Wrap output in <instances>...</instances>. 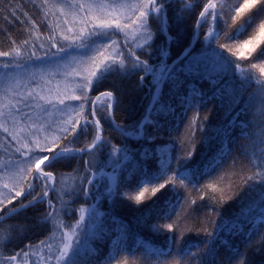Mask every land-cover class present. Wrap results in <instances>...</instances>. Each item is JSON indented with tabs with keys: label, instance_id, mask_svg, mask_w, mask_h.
<instances>
[{
	"label": "trees",
	"instance_id": "obj_1",
	"mask_svg": "<svg viewBox=\"0 0 264 264\" xmlns=\"http://www.w3.org/2000/svg\"><path fill=\"white\" fill-rule=\"evenodd\" d=\"M208 3L209 0H163V19L153 14L146 21L147 27L140 24L142 33L131 43L124 41L121 31L107 29L117 43L119 58L107 61L103 57L98 64L105 60L107 63L99 70L93 68L97 62H88L92 65L89 73L96 71L98 79L87 75L93 84L84 92L93 100L97 96L104 98L101 93L111 92L108 103L115 100L112 122L109 110L103 114L101 109L95 116L100 121L103 143L87 154L69 153L53 161L54 166L47 170L53 171L55 180L45 202L0 223V254L9 255L26 245H36L26 249L31 254L28 264H33V260L42 264L44 245L71 232L67 251L72 264H237L238 252L246 254L248 264H264V75L258 68H251L252 63H264V58L239 59L240 45L259 31L264 7L258 6L236 19L237 8L244 0H213L219 15L214 21L209 17L207 23L201 19L195 41L200 13ZM77 4V0H50L47 4L44 0H0V51L19 47L21 57L15 62L30 72H38L44 65L34 57L29 60V56L33 51L41 57L49 49L55 52L50 36H55L59 46L67 28L73 29L69 35H75L82 27L87 33L97 25ZM139 6L134 7L135 11ZM13 11L15 16L11 15ZM245 20L248 24L240 27ZM133 25L130 23L128 28ZM24 40L29 43L24 44ZM193 43L191 56H203L210 67L220 68V74L212 78L221 79L229 91L217 96L219 86L214 88L203 78V72L193 76L173 69L178 79L165 82L157 94L151 84L154 72L134 66L139 56L158 70L159 65L165 61L169 65ZM161 49L166 57L161 56ZM10 61L12 57H0V65ZM186 63L188 60L182 59L177 68ZM237 63L243 72L235 69ZM8 71L22 73L20 91L28 88L43 94L53 90L51 75L28 82L22 69ZM81 77L75 78L78 95ZM180 81L183 83L178 88L172 87ZM2 89L0 86V108L9 100L15 103L14 94L6 97ZM58 89L62 88L55 86L54 91ZM154 97L148 119L142 125L144 135L127 136L124 129L140 126ZM39 103L50 106L44 101ZM162 105L165 112L161 111ZM26 111H31L34 118L46 116L48 122L55 121L53 128L68 127L64 123L68 117L62 112L42 114L39 108ZM86 116L94 124L87 111L81 109L71 114V119L83 125ZM4 127L9 131L5 133L0 127V167L11 161L26 168L20 154L11 155L18 146L12 136L22 135L23 122L18 127L9 120ZM77 131L82 135L75 146L90 147L96 142L97 130L93 132L92 126ZM71 139V133L66 139H61L58 132L40 133L41 144L56 141L60 148L72 147L68 144ZM9 144L11 147H6ZM6 151L9 155L4 154ZM145 151L149 152L148 158H142ZM163 158L168 161L165 178L160 164ZM31 179L30 173L22 182L20 177L7 180L0 173V215L19 207L23 196L11 204L7 203L8 198L14 196L15 190L27 191ZM141 179L159 183L144 185L148 191L137 203L135 197L143 190L138 188ZM5 182L10 187L16 184L12 193L2 188ZM160 183H165L166 188L153 195L152 188ZM82 187L89 190L88 195L80 193ZM48 199L59 212L45 220ZM167 225H172L171 229ZM13 226L22 230L10 231ZM53 259L50 264H69L66 256H61L58 263L57 258Z\"/></svg>",
	"mask_w": 264,
	"mask_h": 264
},
{
	"label": "snow or ice",
	"instance_id": "obj_2",
	"mask_svg": "<svg viewBox=\"0 0 264 264\" xmlns=\"http://www.w3.org/2000/svg\"><path fill=\"white\" fill-rule=\"evenodd\" d=\"M50 0H44V3H49ZM98 7L105 13H107L108 6L104 4L99 5H87L89 12H91L93 7ZM264 7V0H244V3L237 8L236 11V19H239L241 16H244L246 13L251 12L253 9L257 7ZM78 9L83 10L85 8V4H77L76 6ZM216 5L214 3L209 2V4L204 8L203 12L200 13V17L203 19L205 23L208 22V18L211 17L212 20H216L218 17V13L215 11ZM62 11V10H61ZM138 11V15L136 14ZM133 12L132 16L126 18V22L124 23L123 27L128 28L129 24H135L136 20L141 21V25L147 27L146 21L153 16V14H157L158 18L161 20L163 19V0H141L139 8ZM12 16H15L16 13L13 11L11 13ZM250 19V18H249ZM117 28H120L121 25L117 21H113ZM200 23L199 21L197 22ZM248 24V20H245L244 24H241L240 27H245ZM112 24L108 23L107 21H102L100 24L93 27L91 30L85 33V28H80L78 34L75 35H62V40L59 42V46H57V41L55 36H50L49 40L51 41V48H56L55 52H52L49 49L45 52L43 57L37 56L35 51L31 53L29 56V60L33 57L36 61H41L44 67H41L38 72H30L28 69L20 64L16 63V58L21 57L20 48H14L12 51H0V57H12V61L8 63H4L0 65V85H3V92L7 97L10 93L14 94L13 98L15 99V103H12L9 100L8 103L4 104L2 108H0V120H3L4 123H7L9 120L16 126H20L21 122H23V127L20 128V132L22 135H13L12 139L16 141L18 146L14 147V150L11 152V155L20 154L23 157V162L27 165L26 168L18 167L17 165L13 164L11 161H7L4 163L2 167H0V173H3V176L7 180H14L17 177L21 178V181L26 178V174H32L31 181L28 182L27 191L20 189L15 190L14 196H10L8 198L7 203L11 204L13 199L18 197H24V200H27V203L24 200H21L19 203V207H13L11 212L14 214H18L21 209H27L28 207H33L37 203H44L45 198L48 197L49 191L53 188V181L55 180V176L53 171L47 170L48 168L53 167V161L56 160L57 157L66 156L69 153H82L87 154L91 152L93 149H97L99 147V143H92L91 146L85 147H78L75 146L79 142V138L82 135L81 132H78L77 129L87 128L88 126H92L93 132L96 130V126L100 124L99 120H96L93 124L88 117H85V124H81L79 120H72L71 116L69 115L64 123L68 125V127H63L62 125H57L56 128H53V122H48L46 116H39L34 118L31 111H26V109H35L39 108L40 113L46 114L48 113V109L45 108L43 105L39 103V101H44L45 97L41 95L39 92H36L35 89H28L25 88L22 91L18 90V80L22 76V73L17 71L15 74L8 71L9 69H22L23 73L27 74V78L29 80H34L39 78L42 80L45 75H55L57 73H66L69 69L72 61L77 60V56L80 58V63L84 62V58L88 56L89 52L92 51H99L98 48L95 47L96 41L92 40V37H106L108 39L111 38L107 29L111 28ZM65 31L71 33L73 29L71 27L67 28ZM161 31H163V27H161ZM235 38V37H233ZM67 41L68 43L65 44L63 42ZM13 43H15L13 41ZM24 44H28V40L23 41ZM115 43V41L113 42ZM264 20H262L259 24V31L253 34L250 38L243 41L240 45V53L239 59H249L257 60L264 58ZM41 48L44 47L43 44L39 45ZM128 47H131L129 44ZM82 49L83 52L77 53L73 55L72 50ZM13 52L15 55L13 56ZM120 55V53H117ZM167 53L161 49V56L166 57ZM235 55V53H233ZM127 59V56H125ZM183 59H187L188 63L180 66L177 68V62L174 61L172 65H167L166 61L162 65H159L158 70L153 69L150 67L146 61L140 60L139 56L136 58V63L134 66H142L145 72H154V78L151 81L153 85V89L155 93H160L161 85L169 80H177L178 77L174 73L173 69L176 72H183L186 75H193V76H201L203 72V78L209 80L212 86L215 88L219 86L218 91L216 93L219 96L223 92L229 91V86L227 84H222L221 79H213L214 75L218 76L221 72V69L218 67H210L204 60V57H194L191 56L190 50H185V55ZM235 69L243 72L244 69L240 67V64L234 65ZM252 69H257L260 71L261 74H264V63L251 64ZM72 71L76 72L75 68H72ZM79 75V72H77ZM91 77H97L96 72H91L89 74ZM98 79V77H97ZM13 81H17V84L14 86ZM144 77H141V86H143ZM183 82L180 81L179 84H173V88H178ZM93 81L89 79L88 76H84L82 78L80 84V95L77 96H68L67 99L70 100H83V103L78 105L79 109L82 111H87L88 116H96L101 113V109H103V114H107L108 110L111 109L112 105L108 103L109 97L112 96L111 92L101 93V96L105 97V100L102 104H97L96 101L100 100V97H95V100L88 97L84 93L85 88L91 87ZM40 86L39 84L37 85ZM50 91V90H49ZM35 101V103H32ZM47 104L51 105L57 111H63L62 109L57 108L56 104H54L51 100L46 101ZM58 104L65 105V98L58 97ZM22 105V107L20 106ZM85 105L87 108L85 109ZM65 107H69L65 105ZM161 111L165 112L166 108L165 105H162ZM19 117V119H18ZM4 123H0V127H3L5 133L9 131L7 127H4ZM119 127V125H117ZM27 129V132H25ZM127 136L132 137L134 135L143 136L144 133L142 131V126L137 128H127L124 129ZM56 133L60 134L61 139H66L68 134H72V139L68 141V144L73 145L72 147L64 146L60 148V145L53 141L52 144L44 143L41 144L40 141V133ZM34 137V138H33ZM95 141L103 143L101 138L97 135L95 136ZM6 147H11V145H7ZM59 148V151H57ZM38 150V151H37ZM119 151V149H117ZM48 152L54 153V155H41V153ZM5 155H9V152H5ZM149 152L145 151L142 153V158H148ZM85 164L88 165V161H85ZM161 169L164 171V178L167 175L168 169V161L161 160ZM44 166L43 168L41 166ZM145 171L143 175H145ZM142 175V176H143ZM86 179V178H85ZM180 183H184V178L181 176L179 177ZM88 184H93L92 180H86ZM159 182L150 183L143 179L140 180V186L143 187L144 185L148 184H157ZM167 183H172L171 180H168ZM2 188L7 190L9 193L13 192V189L16 188V184H13L12 187L9 186L8 182L3 183ZM166 188L165 183H160L159 187H153L152 193L160 192L162 189ZM39 189V191H37ZM148 191L147 187H143L142 191H139V195L135 197L137 203L141 201V198L144 197L145 192ZM80 193L84 195L89 194V190L84 189L83 187L80 189ZM2 203V201H0ZM46 215L44 219L47 220L59 212V209L56 208L55 204L51 199L47 200V209L45 210ZM8 218V213H4L0 215V223L4 222ZM169 229H171L172 225H167ZM22 230L19 226H13L10 231H19ZM41 243H45L41 241ZM38 247L36 245H26L25 249H21L19 252H15L9 255H2L0 254V264H28L30 259V251L26 250L29 248ZM70 245L64 244V250L60 252L61 256L68 257L69 264H72V257L68 254V248ZM196 255V254H194ZM237 264H248L246 254L237 253L236 256ZM33 264H36V261L33 260Z\"/></svg>",
	"mask_w": 264,
	"mask_h": 264
},
{
	"label": "rangeland",
	"instance_id": "obj_3",
	"mask_svg": "<svg viewBox=\"0 0 264 264\" xmlns=\"http://www.w3.org/2000/svg\"><path fill=\"white\" fill-rule=\"evenodd\" d=\"M99 1H97V0H90V1L77 0V3L85 4L84 11L86 12L88 19H91L95 24L98 25L102 21H107L108 23L112 24V27L109 29L114 28L116 31H119V32L121 31L123 33L125 42L131 43L134 40H136L138 38V36L142 33V30L140 28L141 21L135 22V24L133 25V28H124L123 25L126 22V19L123 17L128 13H133L135 11L134 7L137 8V5H140L141 0H129V1H126V0L125 1L109 0V1H111L110 3H108L107 1L105 2V0H99ZM133 3H134V7H133ZM89 4L107 5L108 6L107 13H105L100 8L95 7V6L92 8L91 12H89L88 7H87V5H89ZM76 14H77V12H76ZM113 21L119 22L120 25L123 24L122 27L117 28L115 23H113ZM63 33H64V35L65 34L69 35V33L65 30ZM95 41H96L95 47L98 48L99 51L89 52L88 56L84 58L83 63H80V58H79V56H77V60L74 61V63L72 61L71 65H70V67L66 73H57L55 75H51V78L54 80L53 84L55 86H59L60 88H62L61 90L58 89L57 92H55L54 91L55 86L53 85V90L51 92L49 91V92H45L43 94L39 92L41 95H43L45 97L44 102L51 100L52 102H55L57 108L63 110V111H57L51 105L50 106L46 105L45 108H47L49 110L48 111L49 113L62 112L63 114H65V117L67 118L69 115L71 116V114H73L74 112H76L79 109V107H77V106L80 104L75 103L70 99H67V97L78 95V91H76L74 88L75 83H77L75 78L80 79V77L82 76L81 77V79H82L84 76H87L91 73V72L89 73V71L92 68V65H90V63H88V62H97V61L101 60L103 57H105L107 61H109L111 59H118L119 58V55H117V53H119L118 48H117V43L113 38L108 39L106 37H100V38L96 39ZM114 41H115V43H113ZM67 43L68 42L65 41V44H67ZM72 51H73V55H76L77 53L83 52L84 50L76 49V50H72ZM106 60H105V62H106ZM105 62L100 64V65L97 62V63H95L96 65H94L93 68H96L97 70H99V68L103 69L105 67L104 65L107 63V62L106 63ZM72 68H75L77 71L76 72L72 71ZM77 72H79V75H77ZM92 72H94V71H92ZM97 75H98V73H97ZM37 78H39V76ZM61 78L65 79V80L60 81ZM44 80H47V79H44ZM27 81L29 82L31 80H29L27 78ZM18 82L21 84L20 79L18 80ZM19 83H18V85L21 86L22 84L20 85ZM13 84L15 86L17 83H13ZM0 86L3 87V85H0ZM21 88H22V86H21ZM87 89L88 88H85L84 92ZM58 97H64L66 105H68L69 107L66 108L65 105L58 104ZM103 100H105V97L100 99V102ZM65 125L68 126L67 124H65ZM162 160L167 161L166 158H163ZM59 238L60 239H58L57 242L55 240L53 242L49 241L46 245H44L45 252H42V256H41V259L43 261L42 264H50L51 261L54 260L53 259L54 257L57 258V261H56L57 263L60 261V259H61L60 252L64 250V244H69L70 238H71V232L65 233L64 236H60ZM51 244H53V245L50 246ZM52 251H54L56 253V255H53Z\"/></svg>",
	"mask_w": 264,
	"mask_h": 264
},
{
	"label": "water",
	"instance_id": "obj_4",
	"mask_svg": "<svg viewBox=\"0 0 264 264\" xmlns=\"http://www.w3.org/2000/svg\"><path fill=\"white\" fill-rule=\"evenodd\" d=\"M209 2L212 3L213 1H212V0H209ZM208 4H209V3H208ZM208 4H207V5H208ZM201 19H202V18L199 16V22H201ZM199 24H200V23H199ZM199 24H197V27H196L195 41H196V39H197V34H198ZM195 41H194V42H195ZM193 46H194V43H193L192 45H190V47L187 48V49L191 51L192 48H193ZM184 55H185V51H184L180 56H178L175 60H173V61L169 64V66L172 65L174 61H176L177 63H178L179 61H181V60L183 59ZM154 99H155V98H153L152 102L150 103V105H149V107H148V110H147V112H146V115H145V117L143 118V120H142L141 123H140V126H142L143 123L148 119V115H149V112H150V110H151V108H152V105H153ZM94 100H95V99H94ZM96 102H97V101H96ZM114 103H115V100H114V98H112V102H111L112 107H111V109H109V117H110L111 122H112L111 113H112V109H113ZM91 117H92V116H91ZM92 119H93L94 122L96 121L95 116L92 117ZM140 126H139V127H140ZM96 130H97V135L101 138V137H102V133H101V131H100V126H99V125L96 126ZM95 143H100V142H97V141H96ZM81 154H82V153H81ZM42 166H43V165H42ZM42 166H41V167H42ZM53 184H54V181H53ZM50 191H51V190H50ZM50 191H49V193H50ZM21 210H23V209H21ZM21 210H20V211H21ZM12 214H14V213H12V212H8V217H9L10 215H12Z\"/></svg>",
	"mask_w": 264,
	"mask_h": 264
}]
</instances>
